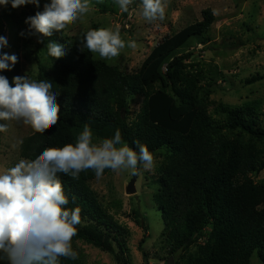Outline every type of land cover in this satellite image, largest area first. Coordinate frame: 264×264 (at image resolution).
Listing matches in <instances>:
<instances>
[{
    "label": "trees",
    "instance_id": "obj_1",
    "mask_svg": "<svg viewBox=\"0 0 264 264\" xmlns=\"http://www.w3.org/2000/svg\"><path fill=\"white\" fill-rule=\"evenodd\" d=\"M30 8L34 15L38 12ZM214 22L213 12L204 10L201 21L153 47L135 72L96 59L83 40L73 43L57 38L65 55L50 57V68L39 62V80L50 81L52 91L58 93L60 119L45 133L27 136L20 156L34 159L47 147L75 143L85 124L96 140L111 138L119 129L122 139L137 152L139 141L154 156H162L154 193L164 220L160 250L165 257L158 256L160 262L254 264L257 259L264 264V180L254 179L264 171V127L258 108L251 103L236 107L219 103V116L213 115L212 76L218 68L207 67L205 74L199 65L187 63L194 55L193 43L209 41ZM8 47L2 51L6 53ZM0 75L10 84L14 77L25 76L19 62ZM262 79L257 75L246 84ZM137 97L143 98V104L132 118L131 103ZM58 176L70 200L67 207L81 208V223L72 241L78 259L61 258L60 264H88L78 242L113 252L118 264H130V231L100 201L92 187L94 171L82 172L78 179ZM145 242L141 241L140 250L149 260Z\"/></svg>",
    "mask_w": 264,
    "mask_h": 264
},
{
    "label": "rangeland",
    "instance_id": "obj_2",
    "mask_svg": "<svg viewBox=\"0 0 264 264\" xmlns=\"http://www.w3.org/2000/svg\"><path fill=\"white\" fill-rule=\"evenodd\" d=\"M48 2L50 0H40L39 7L28 5L43 11V5ZM165 3V19L149 23L140 14V0H134L126 13L121 12L115 0H91L90 11L75 23L60 32L54 31L51 37H38L27 34L28 25L25 20L34 16L31 8L23 5L13 9L9 0L7 6L0 5V34H3L9 45L6 53L17 56L22 73L39 80L40 64L48 68L51 66L46 49L49 42L57 43V38L63 36L70 42L78 43L83 40V33L90 28L119 29L121 38L126 42L135 41L136 47L133 49L126 46L118 57L111 60L101 59L98 53L93 55L123 71L135 72L153 47L166 36L201 21L204 10H216L217 14H213L215 22L207 34L209 41L205 44L194 42L190 48L194 55L187 63L199 65L205 74H208L207 67L218 68L212 76L214 87L210 100L215 105L211 106L210 112L213 115L219 116V103L232 107L251 103L257 106L264 127V79L252 85L246 84V80L257 75L264 77V0H165ZM6 16L13 18V22L11 19L5 20ZM21 32L25 35L22 36ZM38 39H42L43 43H39ZM142 104V97L133 100L132 118L140 111ZM0 123L8 125L7 131L0 132V172H3L22 159V143L18 141H24L34 130L16 121ZM98 141L94 139V142ZM154 158L155 167L152 170H144L142 167L138 175H132L130 171L110 170L92 182L100 201L130 231L127 243L130 264H168L157 259L158 256L165 257L160 250L163 214L154 200L157 191L155 180L159 177L157 169L162 156L157 153ZM133 179H136V191L129 194L127 189ZM254 179L257 182L263 181L264 171L254 176ZM143 239L146 240L143 249L149 260L145 259L144 252L140 250ZM78 246L84 252L88 264H118L113 252H104L84 242H78ZM254 264H259L257 259H254Z\"/></svg>",
    "mask_w": 264,
    "mask_h": 264
},
{
    "label": "clouds",
    "instance_id": "obj_3",
    "mask_svg": "<svg viewBox=\"0 0 264 264\" xmlns=\"http://www.w3.org/2000/svg\"><path fill=\"white\" fill-rule=\"evenodd\" d=\"M134 0H115L121 12H129ZM9 0H0L7 6ZM26 4L40 6V0H11L16 9ZM91 0H50L43 11L26 18L27 34L51 37L66 29L90 11ZM141 16L149 23L165 19V0H140ZM213 14H217L216 10ZM22 36L24 32L20 33ZM43 43L42 39H38ZM7 39L0 36V71L11 70L18 62L15 54L2 51ZM84 46L101 59L118 57L122 49L135 48V41H125L120 31L99 28L83 33ZM47 54L59 59L65 55L64 46L49 42ZM14 85V86H13ZM47 80L16 76L10 84L0 75V121H16L30 126L36 133H45L60 119L57 92ZM8 125L0 123V132ZM23 141H18L22 143ZM137 152L123 139L119 129L111 138L94 142L93 132L85 124L75 143L62 147H47L34 159H20L13 167L0 172V260L7 264H60V259H78L72 247L81 223V208L67 207L70 203L58 174L78 179L91 169L100 179L105 169L139 174L155 167V158L147 145L136 141Z\"/></svg>",
    "mask_w": 264,
    "mask_h": 264
},
{
    "label": "water",
    "instance_id": "obj_4",
    "mask_svg": "<svg viewBox=\"0 0 264 264\" xmlns=\"http://www.w3.org/2000/svg\"><path fill=\"white\" fill-rule=\"evenodd\" d=\"M135 182H136V179H133V180L131 181V183H130L128 189H127V192H128L129 194H133V193H135V191H136V188H135Z\"/></svg>",
    "mask_w": 264,
    "mask_h": 264
}]
</instances>
